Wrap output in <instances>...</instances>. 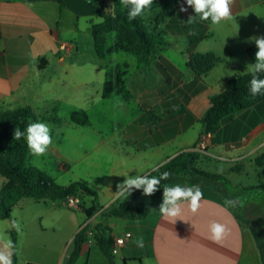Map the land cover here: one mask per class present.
<instances>
[{
  "label": "crops",
  "instance_id": "obj_1",
  "mask_svg": "<svg viewBox=\"0 0 264 264\" xmlns=\"http://www.w3.org/2000/svg\"><path fill=\"white\" fill-rule=\"evenodd\" d=\"M96 1L0 0V108L31 107L49 117L48 113L58 111L63 103L60 91L70 90L73 84L86 85L102 73L106 77L101 61L89 66L78 60L82 44L94 47L92 25L102 22L95 14L94 6H101ZM154 1L159 6L152 13L159 23L158 32L170 39L185 35L188 46L170 45L150 66L139 64L133 72L136 92L129 91L136 94L138 112L122 129L123 142L98 143L94 148L110 151L108 173L91 182L81 180L98 194L100 212L88 219L82 206L68 207L64 200L45 203L23 198L15 205L11 219L0 218V233L11 240V232L16 233L19 264H64L77 233L88 224L94 230L102 221L100 213L123 199L115 193L125 173L131 177L147 175L191 150L206 156L208 164L230 160L255 166V159L264 154V101L227 117L212 133L199 122L210 108L211 98L227 90L229 78L250 73L247 67L255 62L248 53L255 44L251 38L264 36V0H236L233 19L219 25L195 16L185 0ZM181 7L187 11H180ZM192 56H197L195 69L189 65ZM91 165L100 167L97 162ZM60 168L66 169L63 165ZM201 191L198 211L191 212L185 203L175 220L159 211L163 193L143 221L110 218L114 238L132 234L115 255L116 263L262 264L255 237L237 218L234 208L213 188ZM247 202L241 204L242 211ZM90 206L91 200L84 205ZM16 208L21 210L17 215ZM248 219L259 228L252 217ZM13 221L20 225L19 232ZM214 221L229 229L219 243L211 239L210 224ZM141 239L143 247H138ZM75 264H110L96 244L95 231Z\"/></svg>",
  "mask_w": 264,
  "mask_h": 264
},
{
  "label": "trees",
  "instance_id": "obj_2",
  "mask_svg": "<svg viewBox=\"0 0 264 264\" xmlns=\"http://www.w3.org/2000/svg\"><path fill=\"white\" fill-rule=\"evenodd\" d=\"M95 14L102 22L92 25V36L96 54L99 58H106L114 52H127L138 56L139 62L149 65L156 58L152 54V47L159 43L161 39H154L146 30L137 23V20H129L127 9L119 4L115 6L113 13H102L97 5ZM121 24L133 32L134 43H138L142 48L141 52L131 46L132 41H119L114 45H108L107 34L114 27ZM257 48L252 45L248 49L249 55L255 60ZM197 56H192L189 65L195 69ZM127 71L120 66L111 67L106 71V81L104 83L102 97L107 99L115 94L128 96L129 92L125 88V76ZM264 78V74H259ZM251 74H245L240 77L229 78L227 80V90L216 95L210 100V108L200 119L207 133L215 132L219 129L222 121L227 117L251 108L264 101V94L252 96L249 91V81ZM178 113V112H176ZM39 116L31 107H21L15 110L0 109V175L6 179V184L0 190V218L9 220L12 218V212L15 205L23 198H31L37 202L63 201L70 195L78 196L79 193L91 198V206L86 208L82 205L84 213L88 219L94 217L101 211L98 203V194L89 188L83 181H76L67 186L59 185L53 178L45 175L42 171L34 167L30 162V151L27 147L25 138L14 139V131L19 128L24 131L30 122H36ZM43 121L60 123V120L52 117H44ZM71 122L77 126L89 125V117L86 112H74L71 116ZM195 148V147H194ZM198 151H185L176 155L162 166L151 171L147 175L159 177L162 173L168 172L169 178L161 180L158 190L151 196H144L142 190H134L128 199H122L119 204L106 211L101 212V222L95 227L88 224L84 226L75 236L72 248L64 264H75L83 252L85 245L91 233L95 231V241L101 252L108 258L110 264H117L113 254L114 237L112 228L108 221L110 218L123 219L128 221H143L152 212L156 205L157 198L163 193L165 185L192 186L198 185L201 188L210 187L217 191L220 196L231 205L237 218L251 230L255 237L258 249L260 251L262 264H264V232L256 224L246 218L242 210L229 203L227 191L230 190L228 179L223 173L206 171L198 166L201 159ZM254 164L258 168L264 167V154L257 157ZM236 163L230 167L229 171L241 173L242 169ZM251 190L255 188H244ZM242 208V207H240ZM12 241L15 243V254L13 264L18 262V243L15 232H11Z\"/></svg>",
  "mask_w": 264,
  "mask_h": 264
},
{
  "label": "rangeland",
  "instance_id": "obj_3",
  "mask_svg": "<svg viewBox=\"0 0 264 264\" xmlns=\"http://www.w3.org/2000/svg\"><path fill=\"white\" fill-rule=\"evenodd\" d=\"M96 2L99 6L101 5L99 9L104 14L113 13L115 6L120 4V0H102V2L97 0ZM156 4L157 2L154 1L150 11L136 18L137 23L142 25L150 36L162 40V42L158 41L159 43L152 46L154 49H152L151 57H153V53L156 57L170 45L186 47L189 43V39L185 35L170 39V37L163 36L158 32L159 23L153 20L152 15L154 9L159 7ZM124 40L132 41L131 46L139 52L142 51L139 44L134 43L133 32L123 28L121 24L116 25L107 34V43L110 46ZM80 48L81 51L78 56L80 62H86L90 64L89 66H93L97 61H101L106 67V71L115 66H120L126 70L125 88L129 94L127 97L115 94L104 99L102 91L106 77L102 73L101 76L92 78L91 82L89 80L86 85L73 84L70 85V90L65 88L60 91V98L63 100L60 109L48 113L49 117L60 120L59 126L43 121L42 118L47 116L42 111L35 110L39 116L38 121L46 123L51 129L52 144L42 156L30 154L32 155L30 162L61 185H69L81 180L91 182L97 175L104 177L108 173L110 163L107 162V159L110 151L104 148L97 152L94 148L98 143L115 145L123 142L122 129L133 120L138 112L136 94L132 96L130 93V91L136 92V87L132 85L134 79L132 74L137 71V65L150 66L152 64H142L139 62L138 56L127 52H114L106 58H100V60L94 52L93 44L88 42L82 44ZM149 86L151 88V85ZM0 109L7 110L4 107ZM73 112H86L89 115L90 125L77 126L73 124L71 122ZM93 162L99 163L100 167L96 168L91 165ZM208 162L210 160L206 156H201L198 166L206 171L225 174L230 187L226 194L230 201L234 202L232 203L233 206L242 210L240 207L245 201L255 202V204L247 202L242 213L246 218L252 217L258 223L260 230L264 232V167L258 168L245 163V165H239L243 168L241 173H233L229 169L236 162L230 160H213V164H208ZM60 165L65 166L66 169L60 168ZM5 181L6 179L0 175V189ZM244 188L255 189L245 190ZM78 197L81 206L91 200L90 197L81 192ZM20 212L19 208L15 209L16 215Z\"/></svg>",
  "mask_w": 264,
  "mask_h": 264
},
{
  "label": "clouds",
  "instance_id": "obj_4",
  "mask_svg": "<svg viewBox=\"0 0 264 264\" xmlns=\"http://www.w3.org/2000/svg\"><path fill=\"white\" fill-rule=\"evenodd\" d=\"M186 4L194 10L195 16L201 20L210 21L212 25H219L222 22L233 19L232 6L236 0H185ZM154 0H120L128 11V19L135 20L151 10ZM180 11H187L181 7ZM194 16L189 17L191 23ZM255 42L257 51L255 52V62L248 65L247 71L251 74L249 81V91L252 96L264 94V78L259 74H264V36L251 38ZM25 138L30 153L34 156L44 155L52 144L51 129L43 122H30L24 131L16 128L14 139ZM126 178L117 185V198L128 199L134 190H142L144 196L153 195L161 185V180H167L169 173L164 172L159 177L151 175H136L134 177L123 174ZM203 192L198 185L181 186L165 185L163 187L162 203L159 211L165 218L175 220L182 214V205L187 204L190 211L195 213L200 208ZM229 203H234L229 201ZM12 226L20 231V225L13 221ZM211 239L217 243L224 240L229 234V229L225 224L212 222L210 224ZM138 247H143V240L137 241ZM15 243L9 236L0 233V264H13L15 254Z\"/></svg>",
  "mask_w": 264,
  "mask_h": 264
},
{
  "label": "built area",
  "instance_id": "obj_5",
  "mask_svg": "<svg viewBox=\"0 0 264 264\" xmlns=\"http://www.w3.org/2000/svg\"><path fill=\"white\" fill-rule=\"evenodd\" d=\"M65 204L68 207L76 208L80 207V200L78 196L70 195L64 200ZM132 238L131 233H126L123 237H117L114 239V245H113V254L116 255L119 251L120 247H123L126 245V243Z\"/></svg>",
  "mask_w": 264,
  "mask_h": 264
}]
</instances>
